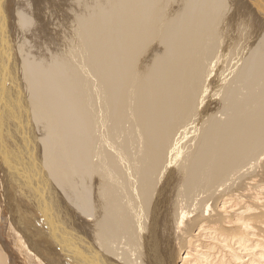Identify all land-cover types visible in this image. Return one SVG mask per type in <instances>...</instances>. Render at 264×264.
I'll return each mask as SVG.
<instances>
[{"label": "bare ground", "instance_id": "6f19581e", "mask_svg": "<svg viewBox=\"0 0 264 264\" xmlns=\"http://www.w3.org/2000/svg\"><path fill=\"white\" fill-rule=\"evenodd\" d=\"M0 264H264V0H0Z\"/></svg>", "mask_w": 264, "mask_h": 264}]
</instances>
